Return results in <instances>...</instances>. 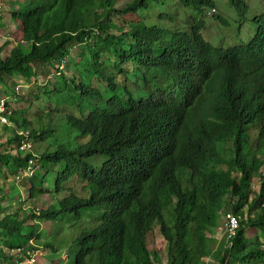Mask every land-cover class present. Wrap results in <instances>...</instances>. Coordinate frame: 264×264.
I'll return each instance as SVG.
<instances>
[{
	"label": "trees",
	"instance_id": "obj_1",
	"mask_svg": "<svg viewBox=\"0 0 264 264\" xmlns=\"http://www.w3.org/2000/svg\"><path fill=\"white\" fill-rule=\"evenodd\" d=\"M117 1L39 0L34 7L29 0L11 12L22 40L9 38L0 46V52L10 46L9 54L0 56V85L12 88L16 72L29 83L37 67L56 66L62 76L54 96L47 94L57 102L58 114L64 105L65 110L62 125L51 123L50 112L37 113L48 122L35 125L5 101L11 110L10 122L2 125L12 128L8 143L20 144L25 135L18 130L24 129L28 140L47 138L56 147L36 154L2 150L0 143V166L17 173L34 153L47 169L52 163L60 166L57 192L75 176L87 183L90 196L67 194L37 214L33 209L6 212L1 204L6 186L0 181V264H16L18 248L35 249L32 239L41 238V227L30 220L52 221L70 212L80 216L87 208H101V219L74 238L73 264H158L160 251L149 248L156 225L168 243L166 264L263 262L264 243L248 236L247 229L264 228V174L250 198L254 176L264 165V12L250 18L258 27L248 40L215 45L204 37L201 17L173 28L166 10L157 22L151 13L142 15L164 0ZM178 1L200 16L216 5L214 0ZM228 1L239 31L252 9L245 0ZM114 17L120 34L113 32ZM80 43L88 54L85 75L79 61L69 78L59 66ZM102 53H107L104 59ZM128 72L136 77L132 84ZM100 82L105 94L96 86ZM99 154L105 158L101 166L89 162ZM48 174L38 170L29 176L31 198L42 195ZM227 207L239 216L238 227L213 247L207 232L218 227ZM256 208L254 216L244 217L243 210Z\"/></svg>",
	"mask_w": 264,
	"mask_h": 264
},
{
	"label": "rangeland",
	"instance_id": "obj_2",
	"mask_svg": "<svg viewBox=\"0 0 264 264\" xmlns=\"http://www.w3.org/2000/svg\"><path fill=\"white\" fill-rule=\"evenodd\" d=\"M29 0H1V10L7 16V19L3 20V23L0 22V46H2L6 40L12 38L16 41L22 40V31L21 26L15 20V24L11 21V12L16 11L19 3ZM39 0H30L32 6L37 7ZM124 0H118L117 3L120 4ZM128 1V0H126ZM215 7L207 8L203 16L198 15V12L194 11L191 8L185 7L183 4L179 3L178 0H164L163 5H151L150 8L142 13V15H150L153 22L159 20L158 14L160 12L168 11L173 17L170 24L173 28L180 27L185 28L187 24H192L194 18H203L205 21V28L203 29L204 37L211 41L215 45H222L224 43H237L239 39L248 40L253 33V30L257 29L258 26L252 27L250 23V18L254 15H260L264 12V0H245L249 7L252 9V12L247 13V20L242 23V27L238 31L236 28L238 23L237 12L231 5L228 0H214ZM86 7H90L89 3L84 4ZM215 14H219L221 18H217ZM166 19V18H165ZM237 20V23L235 21ZM236 24V25H234ZM119 21L114 17V27L113 32L120 34L122 30L117 27ZM10 46L7 45L0 52V56H6L9 54ZM104 59L107 53H102ZM88 56L85 50V44L80 43L74 47L70 53V56L64 58V63L59 66V70L62 73L66 74L69 78L73 76L75 68L77 66L84 65L83 58ZM113 56V55H111ZM82 58V59H81ZM76 66V62H79ZM38 75L32 76L31 81L28 83L25 80V76L22 73L16 72L13 78L10 81V86L12 88L4 87L0 85V99H3L8 102L13 111L19 110L29 118H33L35 125H42L47 123L46 117L44 120H39L37 118V113H51L52 124L57 127V123L61 125L64 123L63 110L62 106L60 111L61 114H58L57 111V102L50 97L54 96V86L58 78L61 79V73L56 70V66L53 68H48L47 66H39L36 69ZM82 75H85V72L82 70ZM87 78L88 75H87ZM135 76L131 73H127V82L132 84L135 80ZM103 82L98 83L96 86L100 85V89L103 90L105 94V89L102 86ZM105 84V83H103ZM143 86L148 87L147 82L142 83ZM49 93L50 95H48ZM78 97V95H77ZM91 102H98L97 99L92 98ZM73 108V107H71ZM72 110V109H71ZM45 116V115H44ZM11 129L5 130L0 126V143L3 144L1 147L2 150H11L10 148H15L16 144L8 143V138L11 135ZM53 140H48L47 138L43 141L32 140L33 148L32 150L36 154H41L46 148L53 150L55 149V142ZM52 143L51 145H48ZM14 151V150H13ZM15 153V151H14ZM261 155L260 153H257ZM39 159V160H38ZM37 164L38 170L45 174L50 172L47 176V183H44V192L41 196L35 197L34 199L29 196L30 181L29 177L23 175V169L17 173H13L6 165L0 166V181L5 182V193L7 198L1 201L2 206L6 209V212L18 211V210H31L33 209L35 213L41 209H45L52 203H56L57 199L63 198L67 194L75 193L79 196H90V189L84 181L76 179L75 176H71L68 181H63V189L57 192L54 188L55 178L60 166L52 163L50 167L43 165V162L38 157ZM103 155L99 154L96 157L89 158V162L101 166L104 161ZM26 168V167H25ZM24 168V169H25ZM63 169L62 167L60 170ZM260 174H256L253 179L252 184V194L250 198H255L260 187V176L264 174V165L260 169ZM13 185L17 186V189L13 188ZM48 185V190L45 188ZM67 188V189H66ZM169 207V211L166 213L167 221L172 223V215ZM231 212L230 208H225V212L220 213L219 225L214 229L213 232H207V235L214 238L215 242H212V246L215 247L221 241H227L228 229H227V218L226 214ZM256 212H259V208H256L254 211L249 212L247 209L243 210L244 217L249 215H255ZM3 211L0 210V215H3ZM80 216L76 215L74 212L62 213L59 218L54 220H39L37 221L30 220V222H37L39 227L38 230H41V238L32 239V241L37 244L35 246L37 253V260L34 264H73L74 257V245L73 240L85 227L91 228L94 223L99 222L101 219V208H87L81 209L79 211ZM78 213V214H79ZM154 232L157 234V237L149 244L151 251L157 250L160 251L161 261L158 264H166L167 258L166 253L168 249V243L162 234L158 231L156 225ZM247 235L253 238L254 240L258 239L264 243V228H249L247 229ZM46 241H50L51 245H44ZM55 248V249H54ZM9 253V251L7 250ZM15 252V263L16 264H29L26 262L27 256L25 253L14 250ZM205 261H212L210 257H204ZM229 264H235L232 259L228 261ZM249 264V263H248ZM256 264H264L263 262H257Z\"/></svg>",
	"mask_w": 264,
	"mask_h": 264
},
{
	"label": "built area",
	"instance_id": "obj_3",
	"mask_svg": "<svg viewBox=\"0 0 264 264\" xmlns=\"http://www.w3.org/2000/svg\"><path fill=\"white\" fill-rule=\"evenodd\" d=\"M0 8H1V0H0ZM11 112V110L9 108H7L6 104H5V100L0 99V126H2L3 124L9 123L10 119H9V113ZM19 133L24 134L25 138H23L20 142V144H16V148H18L19 150L26 152V151H30L33 148V143L31 140H28V130H18ZM33 155L35 156V154L33 153ZM31 157L28 165L26 166L25 169H23V175L25 177H29L33 174L36 173V170L39 168V165L37 164V159L35 157ZM226 218H227V229H228V235L229 237L235 234L236 228L238 227V223H239V216H237L236 214H234L233 212H228L226 214ZM17 251L23 252L26 254L27 259L26 262L29 264H34L37 260V251L36 249H26L23 250L20 248H18Z\"/></svg>",
	"mask_w": 264,
	"mask_h": 264
},
{
	"label": "crops",
	"instance_id": "obj_4",
	"mask_svg": "<svg viewBox=\"0 0 264 264\" xmlns=\"http://www.w3.org/2000/svg\"><path fill=\"white\" fill-rule=\"evenodd\" d=\"M1 10V9H0ZM5 13L2 11V14H0V22H1V24L3 23V20H4V17H5V19H7V16L6 15H4ZM10 19H11V21L13 22V24H15V20L13 19V17L11 16L10 17ZM5 21V20H4Z\"/></svg>",
	"mask_w": 264,
	"mask_h": 264
}]
</instances>
